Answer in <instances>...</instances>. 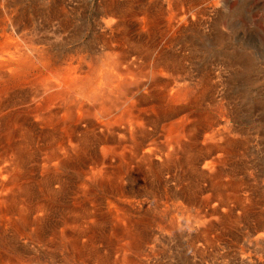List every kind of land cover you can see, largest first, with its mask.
<instances>
[{
	"label": "bare ground",
	"instance_id": "6f19581e",
	"mask_svg": "<svg viewBox=\"0 0 264 264\" xmlns=\"http://www.w3.org/2000/svg\"><path fill=\"white\" fill-rule=\"evenodd\" d=\"M216 4L0 0V264H135L248 222L264 245L256 66Z\"/></svg>",
	"mask_w": 264,
	"mask_h": 264
},
{
	"label": "rangeland",
	"instance_id": "374dc122",
	"mask_svg": "<svg viewBox=\"0 0 264 264\" xmlns=\"http://www.w3.org/2000/svg\"><path fill=\"white\" fill-rule=\"evenodd\" d=\"M223 3H226L228 8H230L223 18V23H225V25H226L227 34L229 33V35H230V41L228 40L229 44H231L233 47L238 48L240 50L242 49L241 51H243L247 57H250L252 60H254L255 66H256L255 69H256V74H257V79H258V87H257V90L255 91V93H257L256 95L258 96L257 98H258V102H259L258 106H259V114H260L259 117H260V121L262 122L261 128H260V134L261 135L259 138V145H260V150H261L260 151L261 154H259V156L261 158L260 164H259V169H260V172L261 171L263 172V168H264V139H263L264 138V0H217V4H216L217 11L222 12V15H224L223 9H222ZM221 18L222 17H219V19H221ZM216 25H217L216 22H214L212 24V27H214ZM253 32H255V33H253ZM236 36L238 39L236 38ZM235 39L237 41H235ZM243 47H244V49H243ZM257 54H258V56H257ZM257 67H258V69H257ZM246 89L251 90V92L254 91L253 88H251V87H249V88L247 87ZM262 153H263V155H262ZM261 179L262 180L264 179L263 174H261ZM262 189L264 191V187ZM263 191H262V195L264 196ZM262 208H264V202L262 204ZM248 226H250V227H248ZM242 227H243V230H242ZM255 227H256V230H255ZM237 228H239L238 236H241V237H238L237 235H236V237H234L235 235L233 233L227 232V233H225L226 234L225 236L223 235V239L221 238L222 240L219 239V240H215V241H205V239L199 238L198 241L195 242V247L196 248H199V247L203 248L205 250V254H206L205 256H203V255L201 256V254L197 251L196 248L189 250L187 248V242H186V239L184 237H182V239H180V238L175 239V242L173 240H171L172 243H171L170 239L167 242H164L160 239L155 241V242L149 241V242H147V248H145L143 251H139V252L131 251V253L137 260L135 264H142V263L143 264H145V263L146 264H189V262H190V264H234L235 262H233L231 260V257H232L231 255H233V253H235V252H238L239 255L240 254L242 255L241 252H242V250H244V254H245L244 256L245 257H248V255H251L252 257L257 258V259H255V258L254 259L260 261L259 262L260 264H264V258H263L264 257V245L262 243L259 244L257 241L258 237L263 233V230H261L262 228L256 226L255 222H248L246 224L240 223L237 226ZM257 229H258V231H257ZM248 230H249V232H248ZM245 232L248 234H246ZM245 238H246V240L257 241L255 243H258L260 245L259 252L257 254H255V250H256L255 248L254 249L250 248L251 249V250L249 249L250 251L247 250L246 247H245V249H243L242 246H243V241L245 240ZM224 239H226L227 241L229 239V241H228L229 243L226 240H225L226 242H224ZM180 240H182V241H180ZM122 243L123 242H121L120 244H117L116 246L119 248V246L121 247ZM240 243H241V245H240ZM156 244L157 245L159 244V245L157 246ZM166 244H168V245H166ZM175 244H176V246H175ZM222 245H225V246H222ZM152 246L154 247L153 249L151 248ZM171 248H173V249H171ZM172 250H174V251H172ZM175 252H177V253H175ZM178 252H179V254H178ZM193 253L196 255H194ZM180 254L182 255V257ZM261 255H263V256L261 257ZM114 256L115 255H113V258H114ZM59 258L60 257H58V258L55 257L53 260V259H51V257L47 256V257H43L41 259V261L44 264H50V263L52 264L55 261H56L55 264H59V262L61 263V261H64L61 258L59 261ZM180 258H182V259H180ZM185 258H187V259H185ZM261 258H262V261H261ZM52 260H53V262H51ZM67 262L65 261L64 264H72L73 263L72 260H67ZM259 263L255 262L254 264H259ZM84 264H88V263L85 262ZM235 264H239V262H237Z\"/></svg>",
	"mask_w": 264,
	"mask_h": 264
}]
</instances>
